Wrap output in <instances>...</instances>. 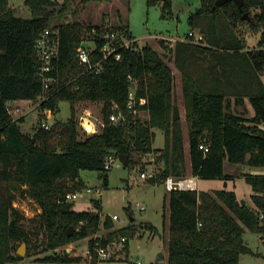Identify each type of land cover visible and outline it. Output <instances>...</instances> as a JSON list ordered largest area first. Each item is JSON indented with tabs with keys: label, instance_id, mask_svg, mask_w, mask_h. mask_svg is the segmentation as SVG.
Here are the masks:
<instances>
[{
	"label": "trees",
	"instance_id": "16d2710c",
	"mask_svg": "<svg viewBox=\"0 0 264 264\" xmlns=\"http://www.w3.org/2000/svg\"><path fill=\"white\" fill-rule=\"evenodd\" d=\"M23 3L31 16H17L9 0H0V264L21 258L15 253L21 241L41 251L52 250L36 259L40 261L37 264L61 263L80 258L64 248L56 251L72 240L88 237L87 246L95 257L94 246H105L117 232L129 234V223L109 229L112 217L105 214L102 225L108 230L97 235L101 223L99 201H93L96 210L77 211L65 198L67 192L83 187L81 168L99 170L103 184H107L104 159L108 148L126 154L125 165L134 163V152L152 150L153 129L158 128L164 134L163 147L156 157L162 167L150 182L184 174V138L169 60L180 71L190 173L198 178H232V173L224 172V160L264 165V81L260 77L264 70V28L255 48L247 46V31L241 29V25L248 30L264 26V0H242L241 9L233 0L214 8V0H200L187 21L203 33L202 41L177 39L164 51L169 59L148 43L137 49L121 48V58L108 57L98 73L84 70L76 48L91 36L92 27L99 29L100 23L66 19L55 24L59 34L56 72L61 87L40 107L48 106L56 112L59 102L66 100L71 114L50 128L40 123L32 135L23 131L22 116L13 118L8 113L6 103L34 100L41 91L35 39L42 28L51 26L49 16L67 5L66 0ZM146 3L160 4L163 13L170 9V0ZM244 11L248 18L241 17ZM113 24L126 28L130 36L128 23L120 13ZM95 40L98 45L102 42L98 37ZM98 56L95 50L92 58ZM128 75L136 80V96L144 98L136 106L147 110L146 117L126 108ZM245 97L254 108L252 115L247 114ZM79 100L101 101L103 124L84 136L79 135L74 117V104ZM113 104L123 113L117 123L109 120ZM200 143L207 150L200 148ZM242 175L251 187L254 207L239 200L232 189L168 190L166 262L137 263L127 251L122 259L127 264H239L242 253L260 255L247 244L243 233L247 229L264 236V218L259 217L264 213V172ZM16 190L33 198L41 211L30 217L22 214L13 205ZM70 225L73 229L68 235ZM148 227L154 231L153 226ZM124 247L128 249L126 244Z\"/></svg>",
	"mask_w": 264,
	"mask_h": 264
},
{
	"label": "rangeland",
	"instance_id": "374dc122",
	"mask_svg": "<svg viewBox=\"0 0 264 264\" xmlns=\"http://www.w3.org/2000/svg\"><path fill=\"white\" fill-rule=\"evenodd\" d=\"M58 1L61 2L63 0ZM99 1L66 0V8L63 10L56 9L49 16V22L51 25H55L67 19L82 20L87 24H95L100 20L101 10L106 7H100ZM123 1L120 12L128 23L130 36L136 38L137 47L139 48L143 44L148 43L159 51H165L166 47L173 46L177 39H184L185 34L191 29L187 17L200 4V0H170L169 11L163 13L160 4H147L146 0ZM9 4L14 7L17 16H31L23 0H9ZM262 28L264 26L259 25L254 30H248L246 25H241V29L245 32L247 31L245 41L249 48L258 47L257 40ZM168 62L174 72V98L179 107L181 129L184 144H186V108L181 92L180 71L171 60ZM260 77L264 81V70H262ZM231 98L233 99L232 96ZM7 102L19 107V110L17 112L13 111L11 116L13 118L23 117L21 127L28 135H32L43 120H47L51 125L56 123V121L62 122L66 120L71 114L70 104L66 100L59 102L58 110L53 112L49 118L44 117L37 99L11 100ZM243 103L247 114L254 112L252 103L247 97L244 98ZM100 109L101 101L79 100L75 102L74 117L80 136L101 128L103 120ZM139 114L141 117H146L148 112L143 109L139 111ZM153 130L155 136L152 142V150L149 152H134L132 155L134 163L128 165L122 164L118 158H115L107 170L106 185L103 184V177L99 170L81 168L79 177L84 181V185L76 189L81 190V195L72 200V209L77 211L96 210L97 208L93 201L94 199L99 201L101 223L96 233L97 235H103L108 230L102 225L105 214H109L112 217L113 226L109 229H116L129 223V234L121 235L117 232V235L105 245L109 253V257L105 260L99 259L96 251L94 253L95 257H88L85 252L88 237H83L56 248L57 252H61L65 248L70 255L78 256L80 257L79 259L61 263L46 262L45 264H127L122 259L126 251L129 252L131 260H140L141 262L156 261L157 254L160 252L162 256L157 261L166 262L167 242L161 237H165L167 233L165 224L167 221V208H165L163 195L168 190L165 188L163 181L150 182L149 179L142 178L139 175L141 170L158 171L162 167V161H157L156 157L160 153L161 147H163L164 134L158 128ZM147 161L152 165L146 164ZM184 167V174L179 176H190L188 149L186 146L184 148ZM223 169L226 173H232V178H198L197 190L232 189L239 200H243L246 205L252 207L253 202L250 198L251 187L245 182L242 172L261 173L264 172V165L230 163L224 160ZM175 176L179 177L178 175ZM86 186L91 187L92 191L89 193L85 192ZM137 203H142L144 208L140 209ZM13 205L26 217L33 216L41 211L38 203L33 198L26 194H21L19 190L15 191ZM126 207L129 208V211L126 210ZM131 217L133 218L130 219ZM164 219L165 222L163 224ZM149 225L153 226V230L157 232H151ZM262 237L264 236L247 229L244 231V240L260 255L254 256L242 253L239 264H264V242H262ZM21 242L17 244L16 249ZM125 244L128 249L124 247ZM51 252L52 250L41 251L40 247H29L25 242L24 253L21 258L5 264H37L40 261L36 259H40ZM15 253L18 254L16 250Z\"/></svg>",
	"mask_w": 264,
	"mask_h": 264
},
{
	"label": "built area",
	"instance_id": "2783aa9c",
	"mask_svg": "<svg viewBox=\"0 0 264 264\" xmlns=\"http://www.w3.org/2000/svg\"><path fill=\"white\" fill-rule=\"evenodd\" d=\"M91 36L82 41H86V46H82L81 43L76 48V55L80 64L83 65L85 71L98 73L102 69V62L108 57L112 56L115 60L121 58V48L137 49L136 38L129 36L126 28L114 26L113 21L110 18H104L100 23L99 29L95 27L91 28ZM95 37H98L102 42L98 45ZM204 38L203 33L191 28L184 36V39H189L193 42H200ZM35 50L39 60L37 68V76L41 82V91L37 94L36 99L38 104L47 100L53 92L58 90L61 86L59 84V76L57 74V59L59 54V34L58 28L54 25L46 26L42 28L35 39ZM97 50L99 56L96 59L92 58V53ZM130 86L127 92L126 108L132 110L133 113H137L143 109H138L137 104L144 102L143 97L136 96V80L131 75H128ZM30 100V99H22ZM11 101V100H9ZM14 101V100H12ZM6 109L11 115L13 111H18L17 105H11L6 103ZM112 112L109 113V120L113 123H117L123 118V113L117 104L112 105ZM41 112L45 118H49L53 110L48 106L40 107ZM41 125L44 128H50L51 125L47 120H43ZM200 148L207 150V146L203 143L199 144ZM117 158L112 153H108L104 159V168L109 169L114 159ZM155 174L154 170H141L139 175L142 178L149 179ZM164 186L167 190L171 189H197V176L191 174L190 176H174L167 175L163 180ZM92 188L85 187V192L89 193ZM100 192V191H99ZM81 195V190L69 191L66 193L65 198L69 201L74 200ZM140 209L144 208L142 203H137ZM260 218H264V213H260ZM114 218V216H113ZM65 249V248H64ZM93 249L97 252L98 258L105 260L109 257V253L106 250V246H94ZM66 250V249H65ZM67 251V250H66ZM86 254L89 258H92L90 249L86 248ZM91 261V260H90ZM137 263H141L140 260H135Z\"/></svg>",
	"mask_w": 264,
	"mask_h": 264
},
{
	"label": "crops",
	"instance_id": "0c3cea01",
	"mask_svg": "<svg viewBox=\"0 0 264 264\" xmlns=\"http://www.w3.org/2000/svg\"><path fill=\"white\" fill-rule=\"evenodd\" d=\"M118 1V2H117ZM122 3H124V1L123 0H100L99 1V6L101 7H103V6H106V7H104L102 10H101V13H100V20H98V22H96L95 24H98V23H100L104 18H110L112 21H114L115 19H116V15H117V13H120L121 14V12H120V8H121V6H122ZM108 5V6H107ZM121 16H122V14H121ZM123 18H124V16H122ZM125 19V18H124ZM173 71V70H172ZM173 74H174V72H173ZM181 92H182V90H181ZM16 100H22V99H16ZM253 114V112L252 113H250V114H248V115H252ZM185 146L187 147V149H188V138H187V142H186V144H184V148H185ZM188 157H189V154H188ZM146 164H150V165H152L150 162H146ZM197 179H198V177H197ZM163 198H164V204H165V208H167V192H165L164 193V195H163ZM252 207H254V205L252 206ZM166 210V209H165ZM165 213H166V211H165ZM167 217H166V219H167V221H166V226L168 225V209H167ZM164 222H165V219H164V221H163V224H164ZM154 225V224H153ZM154 226H156V225H154ZM166 229H167V227H166ZM154 232H155V230H154ZM157 232V231H156ZM155 232V233H156ZM163 240H165L164 238V236H162L161 237ZM239 260H240V258H239Z\"/></svg>",
	"mask_w": 264,
	"mask_h": 264
},
{
	"label": "water",
	"instance_id": "95a60500",
	"mask_svg": "<svg viewBox=\"0 0 264 264\" xmlns=\"http://www.w3.org/2000/svg\"><path fill=\"white\" fill-rule=\"evenodd\" d=\"M226 1H228V0H214V3H213V5H212V8L221 5V4H223L224 2H226ZM233 1H234V2L238 5V7L241 9V6H242V0H233ZM241 17H242V18H248V17H249L248 12H247V11H244V12L242 13ZM86 44H87L86 41H82V43H81L82 46H86ZM162 56H163L164 58H168V59H169V57H167V52L162 51ZM261 110H262V113H264V105H261ZM106 152H108V153H112V154H117V158L119 159V161H120L122 164H125V163L127 162V158H128L127 155H126V154H119V153H117V149H115V148H108V149H106ZM132 218H133V217H131L130 219H132ZM72 229H73V226L70 225V226L68 227V231H67V234H68V235L71 234ZM24 244H25L24 241L21 242V244H20V245L17 247V249H16V252H17L19 255H23V253H24ZM161 256H162L161 253L158 252L157 257H156V261L159 260V259L161 258Z\"/></svg>",
	"mask_w": 264,
	"mask_h": 264
}]
</instances>
